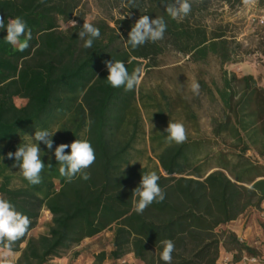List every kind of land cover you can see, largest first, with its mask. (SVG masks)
<instances>
[{"label":"trees","instance_id":"trees-1","mask_svg":"<svg viewBox=\"0 0 264 264\" xmlns=\"http://www.w3.org/2000/svg\"><path fill=\"white\" fill-rule=\"evenodd\" d=\"M74 1L0 0L5 25L21 17L32 36L28 48L19 51L6 42V29H0V196L31 220L26 235L13 245V252L20 253L16 264H48L107 228L113 230L111 260L132 254L142 264H164L160 241L165 239L175 244L172 264H216L221 245L256 256L234 233L217 230L249 208L264 212V87L252 76L224 73L222 87L207 90L212 99L216 95L221 117L210 120L211 138L200 137L197 115L180 96L172 97L160 87L146 93L143 84L126 92L106 81L105 61H123L131 74L141 65L137 60L157 55L156 42L132 49L126 41L134 25L129 18L143 0L130 9L124 6L126 0H101L111 10L120 9L123 17H110L114 28H98L100 37L91 48H84L78 36L83 24L59 30L58 20H70ZM119 37L125 45L121 52L111 48ZM229 46L224 34L205 32L181 51L192 63L205 62L211 55L223 65L231 61ZM151 67L148 62L146 69ZM199 85L207 87L202 81ZM12 97L28 103L17 109ZM145 118L150 125L146 131ZM169 121L184 125L185 142L167 140ZM44 129L57 132L52 150L39 145L45 168L41 183L31 185L7 153ZM136 130L155 160L158 183L165 191V199L142 214L132 205L142 174L122 157ZM75 139L89 140L96 160L88 169L89 180L77 175L69 183L59 173L54 150ZM249 152L262 162L249 158ZM43 211L51 216L47 232L29 237ZM261 227L264 230V223ZM106 256L102 252L96 260L100 263Z\"/></svg>","mask_w":264,"mask_h":264},{"label":"rangeland","instance_id":"rangeland-1","mask_svg":"<svg viewBox=\"0 0 264 264\" xmlns=\"http://www.w3.org/2000/svg\"><path fill=\"white\" fill-rule=\"evenodd\" d=\"M143 2L142 6L135 9L133 17L130 16L129 22L134 24L136 18H140L142 15H148L151 19L163 17L167 23V30L164 38L156 42L157 55L149 61L137 60L141 62V65L137 67L140 69V84H143L146 93L157 92V88L160 87L168 95L180 96L184 101L190 103L197 115L199 136L205 139L211 138L210 120L212 117L220 118L222 109L216 95L214 94L215 99H212L207 95V90L222 87L224 73L242 78L250 76L251 72L257 85L264 87V28H258L250 22L251 16L264 11V0H242L241 3L231 0L232 6L222 0H190L192 3L191 13L179 20L168 16L165 11V2L162 0H143ZM70 4L74 7L71 18L67 22L61 18L58 20L60 31L73 27L70 23L71 20L76 21V26L88 21L97 28H104L107 25L114 28V24L109 21L110 17H123L120 9L111 10V7L101 0H75ZM173 21L175 24H172ZM179 31L186 32L187 35L179 37ZM205 32L207 34L222 33L230 40L229 47L232 57L229 63L222 65L217 57L210 55L205 62L196 64L188 60L189 57L181 51L188 41L195 42ZM111 48L118 52L123 51L125 49L123 38H117ZM130 60H134V58ZM148 62L153 67L146 69ZM199 81L204 82L207 87L204 90L200 87L197 95L192 92L191 84L199 83ZM12 103L17 109H22L27 105L28 100L12 97ZM149 126L145 118L143 123L145 131ZM133 136L131 147L122 152V157L127 161V165L136 166L137 172L140 174L155 171V160L148 149L142 145L143 141L140 140L139 131L136 130V134ZM118 139L121 141L119 136ZM219 149L226 150V147L219 144ZM247 156L254 161H260L250 152ZM256 211L262 213L256 208H249L235 220L240 217L248 218ZM47 220V216L42 212L38 221L40 232L47 229ZM226 225L220 227L217 232L228 231L225 228ZM112 235L113 230L107 228L99 233L93 242L99 244L103 250H111ZM221 247L223 246L221 245ZM124 258L112 264H125L122 262Z\"/></svg>","mask_w":264,"mask_h":264},{"label":"clouds","instance_id":"clouds-1","mask_svg":"<svg viewBox=\"0 0 264 264\" xmlns=\"http://www.w3.org/2000/svg\"><path fill=\"white\" fill-rule=\"evenodd\" d=\"M164 5L166 13L174 20L183 19L192 11L190 0H174V2L170 0ZM124 6L129 9L137 8V0H126ZM70 23L72 26H76V21L71 20ZM0 29H6L5 40L7 43L17 47L19 51L28 48V41L32 38L31 30L23 18H10L5 25L4 17L0 16ZM166 30L167 23L163 17L151 19L148 15H142L131 27L126 41L132 49H137L148 42L155 43L162 40ZM78 36L84 41V48H91L94 41L99 39L100 30L93 23L84 21ZM22 37L23 39H21ZM105 65L108 70L106 81L111 87L123 88L127 92L133 91L140 85V69H135L130 74L125 63L120 60L105 61ZM199 89L198 82L191 84L194 94L198 95ZM55 132L47 129L36 130L34 136H28L27 143L17 147L15 152L7 153L8 159H14L13 167L18 166L24 179L31 185L41 183V173L45 168L39 145L42 143L47 149L52 150V137ZM165 132L168 134L169 142L181 144L187 140L186 129L180 122L169 121ZM69 148L70 152L66 153V149ZM54 155L57 164H59V173L67 182L71 183L77 175L85 181L90 179L88 169L95 162L96 156L89 140L75 139L70 144L61 143L55 147ZM159 179L160 177L155 171L142 174L139 185L132 192V205L136 213L142 214L153 202H162L165 199V191L159 185ZM30 225L31 220L27 215L17 211L9 200L0 196V264H14L13 245L26 235ZM160 244L163 246L160 259L164 264H172V253L175 251L174 241L165 239L160 241Z\"/></svg>","mask_w":264,"mask_h":264},{"label":"crops","instance_id":"crops-1","mask_svg":"<svg viewBox=\"0 0 264 264\" xmlns=\"http://www.w3.org/2000/svg\"><path fill=\"white\" fill-rule=\"evenodd\" d=\"M252 75L253 74L250 72V76ZM43 213L48 218V228L50 225L51 216L47 211H43ZM262 223H264V212L260 213L259 211H256L248 218L240 217L225 226L228 231L234 233L237 236L240 242L256 252L255 257L259 259L258 264H264V230H262L261 227ZM38 227L39 224L28 234V236L36 238L39 235H43L47 232V229H45L44 232H40V229ZM95 237H97V235ZM95 237L83 240L79 246H76L70 251L66 252L62 258L54 259L48 264H112L120 261H111L108 257V254L111 250H103L102 247L99 246V244H95V242H93ZM23 247L24 245H22V248ZM102 252L106 253L107 256L102 262L98 263L96 257ZM245 256L248 255L243 251L237 252L235 250L221 247L216 264H241L242 259ZM19 257V252H13L14 264H16ZM236 257L239 258V261H234ZM122 262L125 264H142L140 261L136 260L132 254L127 255L122 260Z\"/></svg>","mask_w":264,"mask_h":264},{"label":"built area","instance_id":"built-area-1","mask_svg":"<svg viewBox=\"0 0 264 264\" xmlns=\"http://www.w3.org/2000/svg\"><path fill=\"white\" fill-rule=\"evenodd\" d=\"M250 22L252 25L258 28H264V11H262L258 15L251 16ZM258 263H259V259L255 256H245L241 262V264H258Z\"/></svg>","mask_w":264,"mask_h":264}]
</instances>
